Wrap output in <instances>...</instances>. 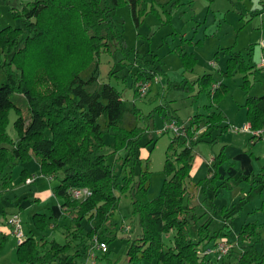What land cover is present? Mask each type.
<instances>
[{
	"label": "trees",
	"instance_id": "1",
	"mask_svg": "<svg viewBox=\"0 0 264 264\" xmlns=\"http://www.w3.org/2000/svg\"><path fill=\"white\" fill-rule=\"evenodd\" d=\"M110 1L111 4L107 0H29L19 13L25 18L26 29L31 35L20 27L7 26L0 30V54L4 53L0 57V170L13 168L22 160L37 156L42 174L59 177L54 194L60 199L62 215L71 217L64 242L39 234L33 228L27 229L24 241L16 244L19 264H84L77 260L76 253L71 256L70 250L74 243L94 238L108 245L114 233L108 222L120 199L117 190L130 194L133 212L139 216L141 225V232L130 238L129 264H140L143 258L154 257L162 264H210L212 260L200 250L228 236L232 225L230 211L221 209L222 226L206 233L211 219L200 220L203 215L195 212L192 190L194 194L197 191L206 193L221 180L231 181L232 176L221 175L219 154L209 162L207 175L188 182L195 157L193 146L208 134L204 131L199 140L188 145L184 137L173 135L166 154V177L161 191L154 198H148L149 159L143 163L138 150L142 127L137 121L125 123L127 114L136 115L141 110L130 104L113 84L99 80L97 54L110 50L113 43L117 48L120 46L127 60L137 66L131 87L139 80L153 81L162 72V63L156 55L147 58L142 52L129 48L114 17L117 7L125 3L138 26L142 0ZM84 40L91 41L86 47L87 59L76 64L74 60L80 54L77 45ZM91 53L95 55L94 60ZM187 61L185 58V66L189 65ZM66 62L71 69L68 67L61 79L56 73ZM25 63L30 67L26 68ZM237 63L242 71L255 66L238 52H232L223 75H230ZM214 81L210 73L200 80L213 100L221 89L212 93ZM41 83L43 89L39 88ZM15 94H19L28 106L27 123ZM245 105L250 128H264V94L249 96ZM13 108L17 112L16 138L8 132L9 112ZM168 118L183 123L175 114H168ZM222 118L215 113L206 117L194 114L187 121V130L190 134L195 124L197 128L210 127L221 123ZM106 132L115 136L116 150H125V156L120 157L123 166L135 160L141 165L138 172L134 166L125 176L115 172L104 152ZM26 173L30 174L24 167L23 180L28 178ZM10 182L11 175L1 178L4 187ZM74 187H89L91 194L75 198L71 194ZM3 217L7 219L6 212ZM84 219L90 223L88 231L82 225ZM34 221L36 228L44 229L46 215L36 213ZM58 222L56 220L52 226L56 227ZM192 225L198 226L201 235L198 240L191 236ZM171 230H174L172 242L166 243L164 235ZM10 234L11 231L0 232V251ZM257 240L262 241L264 247L256 224L245 223L236 241H232L234 245L221 260L228 256L235 260L227 264H264V248L261 251L256 248ZM106 252H102L103 256ZM108 264L115 263L109 259Z\"/></svg>",
	"mask_w": 264,
	"mask_h": 264
},
{
	"label": "rangeland",
	"instance_id": "2",
	"mask_svg": "<svg viewBox=\"0 0 264 264\" xmlns=\"http://www.w3.org/2000/svg\"><path fill=\"white\" fill-rule=\"evenodd\" d=\"M28 1L0 0V30L12 26L27 31L25 18L19 12ZM107 3L111 4V1L107 0ZM139 8L142 12L138 26H135L129 6L125 3L117 7L114 17L129 48L142 52L147 58L156 55L161 60L162 72L154 79L157 81H152L147 94L139 96V93H135V87L130 86L137 66L127 60L126 52L120 46L117 48L115 43L111 44L110 50H102L97 54V60L99 80L113 84L130 104L141 110L136 115L127 114L125 123L137 121L142 127L138 136V150L143 163L146 158L149 159L148 198L152 199L160 193L166 177L164 164L173 133L164 132L163 126L169 119L168 114H175L183 120V123L180 122V125H184L180 136L185 138L186 145L199 140L204 131L208 134L193 146L195 157L187 181L193 183L207 175L209 162L219 154L221 162L218 168L221 175L232 176L231 181L221 180L217 187L208 189L206 193L197 191L194 194L192 190L195 212L203 215L200 220L211 219L205 232H213L222 226L219 212L227 209L232 220L227 236L231 241H236L237 233L245 223H255L264 239V128L244 129L245 124H248L247 98L264 94V66L261 65L264 55V0H142ZM27 33L31 35L29 31ZM90 42L84 40L77 45L80 54L74 60L76 64L87 59L86 47ZM232 52H238L244 60L255 64L254 68L242 71L238 67L240 63H237V68L230 75H223ZM2 55L3 52L0 57ZM92 56L94 60L95 55ZM185 58H188L187 66ZM67 62L57 70L56 75L61 79L69 67ZM25 67L29 68L30 65L25 63ZM207 73L212 74L215 80L212 93L215 94L221 88L214 100L200 82ZM199 78V81H195ZM39 88L43 89V86ZM15 96L27 123L28 106L19 94ZM197 113L205 117L221 114L223 118L221 123L211 124L210 127L202 125L197 128L195 124L189 134L187 121ZM16 117L17 112L13 108L9 112L8 132L14 138L17 137L14 128ZM104 141L107 161L113 164L115 172L125 176L131 166H134L135 172L139 171L141 165L135 160L123 166L120 157L125 156L126 152L116 150L112 133L106 132ZM24 167L35 177V181L28 183L22 179ZM10 175L9 186H2L1 178ZM58 182L59 177L50 178L42 174L37 156L22 160L13 168L0 170V232L9 233V227L1 219L4 212L19 210L24 221V239L27 229L33 228L39 234L44 233L49 238L64 242L71 217L62 215L60 199L54 194L53 188ZM117 194L120 197L119 205L108 222L114 232L104 254L108 259L97 247L100 241L94 238L84 243H74L70 255L76 253L78 261L108 264L110 259L115 264H129L127 249L130 238L141 232L140 219L133 212L130 194L122 190H117ZM36 213L46 215L44 229L36 228ZM56 220L59 221L58 225L53 227ZM82 225L85 231L89 230L87 219ZM190 229L193 239L201 238L197 225H192ZM173 234L174 230L165 234L164 241L171 243ZM16 244V238L10 234L0 251L1 264H19ZM256 248L261 251L263 242L257 240ZM210 260V264H227L235 258L226 256L219 261L210 256ZM140 264L162 263L154 257L143 258Z\"/></svg>",
	"mask_w": 264,
	"mask_h": 264
},
{
	"label": "built area",
	"instance_id": "3",
	"mask_svg": "<svg viewBox=\"0 0 264 264\" xmlns=\"http://www.w3.org/2000/svg\"><path fill=\"white\" fill-rule=\"evenodd\" d=\"M261 65L264 66V55L261 58ZM156 79V78H155ZM157 81V80H154ZM152 81H142L139 80L135 83L134 87L139 93V96H144L147 94L148 88L151 86ZM184 125H180V123L175 119H168L164 126V132H172L173 135H180L183 132ZM250 124H246L244 129L249 130ZM256 133L259 131H255ZM35 180V177H28L27 182L31 183ZM71 194L75 198H85L86 196L91 194V189L89 187H74L71 189ZM7 225L10 227L11 234L16 238L17 244L21 243L25 237V228L24 221L22 218V214L20 211L11 212L6 220ZM234 245V242L230 241L227 236H224L219 241L214 244H210L200 250V253L205 255L206 257H213L215 260H221L229 251V249ZM97 247L102 251H107L108 245L104 242H99Z\"/></svg>",
	"mask_w": 264,
	"mask_h": 264
},
{
	"label": "crops",
	"instance_id": "4",
	"mask_svg": "<svg viewBox=\"0 0 264 264\" xmlns=\"http://www.w3.org/2000/svg\"><path fill=\"white\" fill-rule=\"evenodd\" d=\"M248 124H249V122H248ZM246 125V124H245ZM27 175H28V177H33L31 174H28V173H26ZM50 177V176H49ZM51 178V177H50ZM35 181V180H34ZM36 198H41L40 196H37ZM60 206V205H59ZM61 207V206H60ZM60 210H62V208L60 209ZM13 212V211H12ZM11 212H8L7 213V215H9ZM1 219H3L4 220V223L6 224V218H4V217H2ZM7 225V224H6ZM8 226V225H7ZM9 227V226H8ZM9 232H10V227H9ZM13 235V234H12ZM14 236V235H13ZM102 253V252H101ZM84 264H85V262H83Z\"/></svg>",
	"mask_w": 264,
	"mask_h": 264
}]
</instances>
